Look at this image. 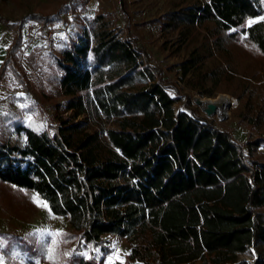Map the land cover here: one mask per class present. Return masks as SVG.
<instances>
[{"label": "trees", "instance_id": "16d2710c", "mask_svg": "<svg viewBox=\"0 0 264 264\" xmlns=\"http://www.w3.org/2000/svg\"><path fill=\"white\" fill-rule=\"evenodd\" d=\"M162 1L169 10L157 19L160 27L190 47L178 65L186 88L212 94L203 87L205 78L210 74L218 83L226 69L236 72V46L261 60L264 77V20L247 23L264 14L261 0ZM32 19L43 30L54 23ZM0 23L12 31L1 80L6 67L16 73L22 26ZM56 64L70 119L59 117L52 135L17 125L22 147L0 140L1 183L46 201L53 216L67 221L65 239L77 252L105 251L109 236L130 243L123 264H247L239 257L252 253L250 264H264V137L238 144L188 100L187 111L176 113L167 92L175 85L103 15L89 21ZM238 87L241 121L261 128L258 87L245 79ZM88 110L111 127L96 130L77 120ZM68 261L104 264L103 256L71 255Z\"/></svg>", "mask_w": 264, "mask_h": 264}, {"label": "rangeland", "instance_id": "374dc122", "mask_svg": "<svg viewBox=\"0 0 264 264\" xmlns=\"http://www.w3.org/2000/svg\"><path fill=\"white\" fill-rule=\"evenodd\" d=\"M96 1L100 3L98 7L95 6ZM261 1L264 8V0ZM168 10L162 0H0L1 22L22 26V46L14 60L16 73L6 67L0 80V140L22 147L25 138L16 132L17 125L35 130L39 128V131L52 135L59 117L70 119L71 113L64 111L66 99L59 89L61 72L56 60L69 42H77L83 29L97 15H103L109 28L117 32L123 41L133 39L144 50L150 63L162 70L166 82L175 85V88H168L167 92L176 100L173 106L176 113L187 111L184 101L188 100L196 113L229 133L238 144L243 145L248 138L264 137V125L255 129L241 121L244 103L236 96L241 92L238 84L245 79L258 87L256 93L264 98L261 60L248 49L233 47L236 72L226 69L218 83L213 76L207 75L203 87L212 94L203 95L186 88L184 82L179 80L181 75L178 65L189 57L190 47L180 45L179 35L163 31L157 22ZM33 16L54 23L43 30L41 23L32 19ZM258 20H264V14L247 23ZM11 39L12 31L0 23V64ZM206 63L207 67L212 65L210 60H206ZM251 74H258L257 78H252ZM193 99L201 103L196 106ZM208 103L218 108L211 117L202 112ZM84 119L92 129L111 127L91 110L77 118ZM259 152L264 154V145ZM33 196H37L33 191L0 182V242L3 243L0 264H36V261L39 264H52L46 258L45 249L30 235L38 229L63 234L55 245L56 264H69L71 255L86 259L103 256L104 264H108V257L115 252L125 263V257L131 249L127 240L106 236L105 251L88 248L77 252L74 244L65 239L66 233L70 231L67 221L37 206ZM253 256H240L239 259L250 264Z\"/></svg>", "mask_w": 264, "mask_h": 264}, {"label": "snow or ice", "instance_id": "6c2138e0", "mask_svg": "<svg viewBox=\"0 0 264 264\" xmlns=\"http://www.w3.org/2000/svg\"><path fill=\"white\" fill-rule=\"evenodd\" d=\"M253 23L249 21V24ZM42 127V126H41ZM40 129L38 128L37 131ZM33 202L37 204L39 207H43L48 211H51L46 201H42L39 196H33ZM33 235L37 242L41 245L42 248L45 249L46 258L52 262V264H56V255H55V245L58 244V238L63 234L60 232H51L48 230H36L35 233L30 234ZM51 245V246H49ZM3 247V243L0 242V248ZM115 247V246H114ZM123 264V260L120 258L119 253L115 252L113 255L108 257V264ZM36 264H39V261H36Z\"/></svg>", "mask_w": 264, "mask_h": 264}, {"label": "water", "instance_id": "95a60500", "mask_svg": "<svg viewBox=\"0 0 264 264\" xmlns=\"http://www.w3.org/2000/svg\"><path fill=\"white\" fill-rule=\"evenodd\" d=\"M193 101H194V99H193ZM201 102L199 101V100H197V99H195V101H194V104L197 106V105H199ZM202 112L207 116V117H211V116H213L214 114H216V112H217V107L214 105V104H212V103H208L207 105H206V107L202 110Z\"/></svg>", "mask_w": 264, "mask_h": 264}, {"label": "built area", "instance_id": "2783aa9c", "mask_svg": "<svg viewBox=\"0 0 264 264\" xmlns=\"http://www.w3.org/2000/svg\"><path fill=\"white\" fill-rule=\"evenodd\" d=\"M100 3L98 1L95 2V6L98 7Z\"/></svg>", "mask_w": 264, "mask_h": 264}, {"label": "bare ground", "instance_id": "6f19581e", "mask_svg": "<svg viewBox=\"0 0 264 264\" xmlns=\"http://www.w3.org/2000/svg\"><path fill=\"white\" fill-rule=\"evenodd\" d=\"M213 104V103H212ZM215 105V104H214ZM216 106V105H215ZM217 107V106H216ZM217 110H218V108H217Z\"/></svg>", "mask_w": 264, "mask_h": 264}]
</instances>
